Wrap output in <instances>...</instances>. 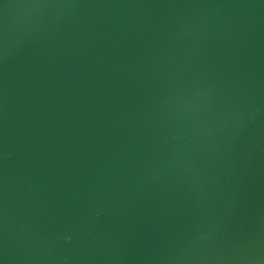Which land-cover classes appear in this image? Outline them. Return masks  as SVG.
Listing matches in <instances>:
<instances>
[{
  "label": "water",
  "instance_id": "95a60500",
  "mask_svg": "<svg viewBox=\"0 0 264 264\" xmlns=\"http://www.w3.org/2000/svg\"><path fill=\"white\" fill-rule=\"evenodd\" d=\"M0 264H264V0H0Z\"/></svg>",
  "mask_w": 264,
  "mask_h": 264
}]
</instances>
